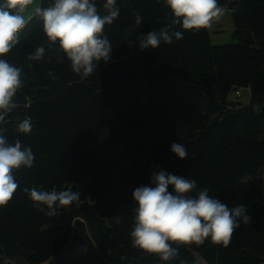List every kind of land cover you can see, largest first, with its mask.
<instances>
[{"label": "trees", "instance_id": "1", "mask_svg": "<svg viewBox=\"0 0 264 264\" xmlns=\"http://www.w3.org/2000/svg\"><path fill=\"white\" fill-rule=\"evenodd\" d=\"M36 1L37 8L53 2ZM105 2L95 0L101 16ZM217 2L231 12L236 44L212 45L208 29L172 25L165 0H116L119 16L104 29L111 59L83 80L59 43L49 44L41 16L35 11L26 20L19 43L0 57L21 68L23 80L0 127L8 144L30 146L35 161L13 170L19 187L0 207V264L264 262V0ZM165 26L183 39L139 47L140 37ZM38 46L43 58L29 60ZM242 87L250 89L249 103L228 101ZM25 118L32 131L18 133ZM173 143L184 145L186 159L171 151ZM160 171L195 179L196 191L207 188L229 209L244 205L249 223L241 221L228 247L173 244L178 254L169 261L134 248L132 193L154 187L151 177ZM26 187L81 195L48 216ZM168 191L175 194L171 185Z\"/></svg>", "mask_w": 264, "mask_h": 264}, {"label": "clouds", "instance_id": "2", "mask_svg": "<svg viewBox=\"0 0 264 264\" xmlns=\"http://www.w3.org/2000/svg\"><path fill=\"white\" fill-rule=\"evenodd\" d=\"M34 0H0V57L8 54L17 43L18 34L27 21L23 15ZM116 0H106L103 7L108 14L101 16L95 0H53L47 8H37L36 13L43 20V31L49 44L59 43V48L70 61L71 70L86 79L97 68V63L111 59L112 45L104 29L119 16ZM173 19L172 25H180L185 31L207 29L218 21L226 9L217 0H165ZM142 17L137 14L136 25ZM183 39V32L165 26L139 38L141 49H156L161 42L171 45L174 40ZM45 54L38 46L29 60L38 61ZM22 69L0 59V125L16 107L14 97L23 87ZM53 74L49 72V76ZM259 111V106H254ZM0 127V207L5 206L19 187L12 172L14 169L33 167L35 155L31 147H23L16 139L8 144ZM16 131L29 134L32 131L31 118H25L16 126ZM171 151L180 159L188 157L182 144L173 143ZM152 186L136 188L132 195L136 201L134 224L130 230L132 246L149 254L159 255L162 261L172 260L178 254L176 245H202L210 240L214 245L228 247L233 233L241 221L249 223L244 205L229 209L218 199L209 195L207 188L197 190L195 179L160 171L151 177ZM169 185L174 193L169 192ZM23 191L38 211L55 216L60 208L73 205L80 199V192L72 189L50 191L36 187ZM195 193V195H192ZM47 209V211H45Z\"/></svg>", "mask_w": 264, "mask_h": 264}, {"label": "rangeland", "instance_id": "3", "mask_svg": "<svg viewBox=\"0 0 264 264\" xmlns=\"http://www.w3.org/2000/svg\"><path fill=\"white\" fill-rule=\"evenodd\" d=\"M37 1L34 0L33 5L29 6L28 9L23 13L25 19H29L36 11ZM208 29L210 42L212 45H229L236 44L238 40L234 37V23L232 19L231 12L226 9L224 15L218 20L212 23V26ZM19 38V34H18ZM239 95L234 93V90L230 91L228 94V101L241 103L242 105H247L250 101V89L247 87L238 88ZM199 261L204 264V262L198 258ZM261 264H264L261 263Z\"/></svg>", "mask_w": 264, "mask_h": 264}, {"label": "built area", "instance_id": "4", "mask_svg": "<svg viewBox=\"0 0 264 264\" xmlns=\"http://www.w3.org/2000/svg\"><path fill=\"white\" fill-rule=\"evenodd\" d=\"M236 94H237V95H239V91H238V92H236Z\"/></svg>", "mask_w": 264, "mask_h": 264}]
</instances>
